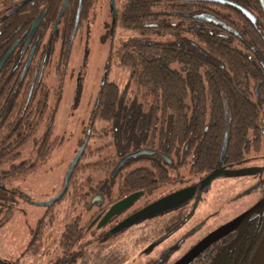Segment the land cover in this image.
<instances>
[{"label":"trees","instance_id":"trees-1","mask_svg":"<svg viewBox=\"0 0 264 264\" xmlns=\"http://www.w3.org/2000/svg\"><path fill=\"white\" fill-rule=\"evenodd\" d=\"M82 1L86 12L92 0ZM171 1L124 0L119 8L117 26L135 34L121 40L112 54L115 63L130 71L136 98L130 102L125 90L114 81L106 79L101 85L91 130H87V141L82 140L86 147L75 165L64 196L79 192L82 183L93 179L81 181L82 174L89 168L105 172L104 179L109 181V188L120 185L121 193L153 189L162 183L176 181L170 171L161 170L158 162H153L149 173L143 167L129 170L126 175L118 173L117 163L128 167L134 162L126 158L125 150L141 147L146 142L167 152L168 157L181 154L182 150L184 153L188 148L200 149V172H209L223 162L234 165L252 150H262L264 11L259 6L254 9L260 29L258 34L253 29L254 23L230 5L209 0ZM61 3V0H36L29 3V7L7 15L15 2L0 0V59L18 37L20 23L28 27L42 8L46 9V15L42 32L36 39V50L42 63H34L43 70L44 63L47 64L43 59L54 50L56 42L61 44V66L56 68V83L47 91L45 85L36 83L31 99L33 75L30 79L26 77L28 67L26 61L21 62L22 44L0 72V167L14 163L0 169V190L7 183L39 169L58 143V139L52 143L40 139L35 144V156L31 153V157L17 162L20 150L46 119L51 94L57 101L61 98L77 11L76 4L59 20ZM24 9H27L26 13H23ZM177 20L179 23L174 24ZM47 22L52 25L49 28L51 35L44 41L48 28L43 25ZM246 33L258 35L259 40L244 47L241 37ZM97 120L109 124L99 135L95 127ZM96 136L111 139L108 145H113L116 150L110 156L112 160L105 161L107 157L89 161L95 152L105 148L93 147L92 151L89 142ZM188 157H192V153ZM45 224L39 225L34 237V240H40L39 248ZM71 228V225L66 226L62 234L64 249L73 240L80 239V234ZM102 253L105 264H120L124 260L115 248Z\"/></svg>","mask_w":264,"mask_h":264},{"label":"rangeland","instance_id":"rangeland-1","mask_svg":"<svg viewBox=\"0 0 264 264\" xmlns=\"http://www.w3.org/2000/svg\"><path fill=\"white\" fill-rule=\"evenodd\" d=\"M110 12L109 0H96L91 9L89 21L76 30L67 68L64 71L65 79L61 98L57 101L55 95L51 94L47 117L35 135L20 150L21 156L17 162L31 157L30 154L34 153L35 144L40 139L46 143H52L58 139L51 157L36 171L7 183L6 187L0 190V260H5L6 264L15 261L22 254L43 222L46 224L43 229L39 255L26 256L24 264H58L55 261L62 255V248L59 246L62 234L66 231L67 223L72 221L76 214L72 212L69 203L86 189L83 187L85 182L80 183L79 192L67 194L55 205H37L34 202L48 201L62 190L69 165L79 151L82 140L88 138L87 130L92 126L93 109L104 81L107 79L119 84L120 88L125 90L130 102L136 98L134 93L136 86L131 79L130 71L115 63L116 59L112 54L121 40L135 33L121 26H117L112 32L114 28L111 27L112 14ZM47 32L44 41L49 38L50 31ZM60 55L61 44L56 42L54 50L47 55L52 63L50 62V65L48 62L45 63L44 68L45 74H48V86L56 83L55 72L60 65ZM108 126L106 121L97 120L95 122L97 135ZM109 141L111 139L108 137L96 136L91 139L89 143L92 145V151L93 147L103 146L105 148L95 152L89 161L107 157L105 161L112 160L110 156L114 155L116 150L113 145H108ZM13 164L6 163L0 169L9 168ZM238 167L255 168L257 172L241 176H218L211 182L210 187L205 190L199 189L198 193L201 194L202 199L198 200L199 204L197 202L198 209L193 218L182 226L178 235L193 229L196 224H199L198 222H204L203 230L200 232L203 234L209 229L208 227L224 223L258 200L264 189V146L259 153L252 152ZM182 172L187 174L186 169ZM105 176V172L89 168L82 174L81 181L92 177V180H86V184L93 183L94 185ZM164 187L159 188L151 196H159L161 191L166 190L167 187ZM113 191L116 195L118 187L115 186ZM197 204L195 201L193 207ZM82 211L79 209L77 213ZM82 213L81 223L86 229L82 247L84 250L87 249V252L97 245L104 247L114 244L115 247L110 249L127 250V261L123 264H145L141 253L148 251L152 252L153 259L160 257L163 247L155 246L153 242L146 244L139 239L142 228L149 226L146 222L143 221L119 231L112 236L113 240L102 244V239L99 238L102 233L101 229L96 226L89 229L92 212ZM94 258L95 256L91 255L88 262L90 263ZM80 261L75 264H80Z\"/></svg>","mask_w":264,"mask_h":264},{"label":"flooded vegetation","instance_id":"flooded-vegetation-1","mask_svg":"<svg viewBox=\"0 0 264 264\" xmlns=\"http://www.w3.org/2000/svg\"><path fill=\"white\" fill-rule=\"evenodd\" d=\"M23 1L25 0H14L15 4L13 5L12 10L8 11L6 14L7 15L12 14L21 8L29 7V3L36 2V0H27V2H25L22 6H20L16 11L12 12ZM61 1H62L61 3V7H62L65 0H61ZM95 1L96 0H92L89 9L85 12V8L83 6L84 1L69 0L62 15H60L59 12L58 19L60 20L62 18L66 10L70 9L71 11V9H74V7L77 4V11L74 19L75 20L74 34H75L76 30L79 27H81L84 23L89 21L90 12ZM123 1L124 0H116L117 13L120 8L119 5ZM230 1L237 3L238 5L246 8L252 13L254 19L247 16V14H245L236 5L230 3H222V4L230 5L231 7L240 10L245 15V17H247L248 19H250L252 23H254L255 26L253 27V29L254 31H256V33L259 34L260 29L258 24V18L254 13V9H256L257 6H259L264 11L263 1L262 0H230ZM171 2H173V0ZM61 7H60V11H61ZM109 8L111 9L110 13L112 14L111 27L114 28L112 29L113 32L117 27V22H116L117 13L116 16L113 15V10L111 8V0H109ZM26 12L27 9H24L23 13ZM41 12H44V15L40 22V25L38 26L36 32L33 34L29 44L26 46L25 44L27 43L31 26L34 20ZM40 13L36 16V18L31 22V24L28 27H25V24L23 22L20 23L17 29L18 37L13 41V43L15 41H18L16 48L20 44H22L21 62L26 61V67H28L26 71V77L30 79V75H33V81H32L31 91L29 94V99H31L32 91L34 90V86H36V83L45 85V89H44L45 91L49 90V88L52 86V85L49 86L47 85L48 74H45L44 71L45 63L43 70L40 69V67L38 66L39 63L40 64L42 63V61L41 60L39 61L40 57L36 50L38 41H36V39L39 37L40 32H42L41 25L46 15V9L42 8ZM69 13L70 12L68 11V15ZM72 16L73 13H71V17ZM26 17L28 18V15H26ZM212 18L215 19V17ZM59 20L56 21L55 24H57ZM177 23H179L178 20L174 24ZM43 26H46L48 28L47 30L50 31L49 28H51L52 25L51 22H47L46 25ZM1 32L2 31L0 29V34ZM47 33L48 32L45 31L44 36H46ZM241 38L244 47L247 46L249 43H254L259 40L258 35L251 36V34H247V33L244 34ZM43 44H45V42ZM46 60L47 62L49 61V65L50 62L52 63V60L48 58L47 55L46 58L43 59V62L44 61L46 62ZM35 61H38L37 62L38 65L34 63ZM35 65L36 68L34 69ZM59 66H61V64ZM90 130L91 128L88 129V132H90ZM147 143L148 142H146L145 145L138 148L135 147L125 150L127 152L126 158L134 162L128 167L123 166L122 163H117L115 165V169L118 170V173L126 175L127 171L129 170L132 171L140 167L145 168L146 170H148L147 172L149 173L151 172L153 162H158L161 170L170 171V175L173 178L175 177L177 178L176 181L173 180L168 183H162L157 187H154L153 189H139L132 191L130 193L129 192L121 193L120 188H118V193H116V195L114 194L113 188H109V181L106 179H101L97 181V183H95L94 185L93 183L89 185L84 183L83 187L86 188L87 190L85 189L84 191H82L79 197L72 199L69 203L72 212L73 213L76 212V214H74L73 220L67 223V225L72 226L73 229L71 228V230H74L77 234H80V239L78 241L73 240L70 244L67 245L68 247L67 249H64L63 246L60 244L59 246L62 248L61 249L62 255L60 257H57L55 262H57L58 264H75L77 261L81 260L80 264H105V260H104L105 255H103L102 252L109 250L111 247H115L114 244L109 246L106 245L104 247L97 245L94 249H91L89 252H87V249L86 250L83 249L82 240L85 236L86 229L84 228V225L81 223L83 216L82 212H86V213L92 212V214L90 215L89 229H91L94 226H96L98 229H101L102 233H100L101 235H99V238L102 239L101 242L102 244H104L109 240H113L111 238L112 236H115L117 232L126 230L133 225L139 224L140 222L143 221L146 222L147 225L149 226L142 228V231L140 232L139 235L141 237L139 239H142L143 242H146V244L153 242L155 246L163 247V249L161 250L160 257L157 259L152 258V252L148 251L147 253H141V257L144 259L145 264H174L187 252H189L198 242H200L203 238H205L208 234H210L220 226L233 220L234 218L238 217L239 215L243 214L244 212L255 206L261 199L264 198V189H263L261 196L254 204L248 206L247 209L239 212L237 215L231 217L224 223H221L217 226L208 227L209 229L206 228L208 230L202 234L200 232L201 230H203L202 224L204 222L202 223L198 222L199 224L198 225L196 224L193 227V229L187 230L184 234L178 235V233L182 230L181 229L182 226L185 225L191 218H193V216L196 213V209H198V204H199L198 200L202 199L201 194L198 193V190L199 189L205 190L206 188L210 187L211 182L216 178L215 177L214 179L209 180L208 179L209 175L215 170L243 169L242 167H238V165L245 162L247 160V157L252 152H256V153L259 152L252 150L251 153H249L245 158L241 159L238 163L234 165L228 163L226 164L223 162L221 165L218 164L219 166L217 168H214L209 172L206 171L200 172L199 171L200 149L188 148L184 153L182 150L180 151L181 154H177L174 157H168L167 152H164L155 146L147 145ZM189 153L190 154L192 153V157H188ZM184 169L187 170V174H184L182 172V170ZM248 169H252V173L257 172V169L255 168H248ZM220 176H224V175H220ZM236 176H241V175H236ZM169 185L171 187H168ZM164 186L167 188L163 192L161 191L160 192L161 194L159 196L156 197L151 196L159 188H162ZM118 187H120V185H118ZM135 193H139V195L131 205H129L124 210L115 213L102 226L98 225L101 219L109 211L112 205ZM174 193H179L181 195L180 196L181 200L176 205L168 209L162 210L160 212L145 216L136 221L133 222L130 221V219L134 215L141 212L142 210H144L154 202ZM197 197L199 198L197 199ZM59 201H57L56 203H58ZM195 201L196 204L197 202L198 204L193 207V203L195 204ZM56 203L52 205H55ZM79 209H82L83 211L77 213V210ZM263 235H264V211L258 214L257 216L253 217L252 219L248 220L247 222L243 223L242 225L238 226L237 228L231 230L230 232H228L218 240H216L198 257H196L190 264H255L256 252L263 238ZM35 236H36V232L34 233L32 240L26 245L22 254L15 261L10 262V264H24L25 263L24 260H26L25 259L26 256L39 255L40 250L38 244L40 243V240H34ZM193 238H195L194 241H190L191 239L193 240ZM187 239L189 240L187 241ZM189 241L190 243L187 244ZM118 251H120V253L124 257V260L120 263L123 264L124 262L127 261V250L118 249ZM91 255L92 257L95 256V258L93 261L89 263L88 259L91 258ZM62 256L66 258H63ZM4 262L6 261L0 260V264H6Z\"/></svg>","mask_w":264,"mask_h":264},{"label":"water","instance_id":"water-1","mask_svg":"<svg viewBox=\"0 0 264 264\" xmlns=\"http://www.w3.org/2000/svg\"><path fill=\"white\" fill-rule=\"evenodd\" d=\"M68 1L69 0H65V2L63 3V5L61 7L60 15H62L63 11L65 10ZM209 1L234 4L239 9H241L245 14H247V16L254 19L252 13L249 10L238 5L237 3L233 2V1H230V0H209ZM262 1H263V6H264V0H262ZM25 2H27V0L20 3V5L15 10H13L12 12L16 11ZM111 8L113 10V15L116 16V13H117L116 0H111ZM43 15H44V12H41L37 16V18L34 20L32 26H31V29H30V34H29L27 43L25 44L26 46L29 44L33 34L36 32L38 26L40 25V22L43 18ZM17 44H18V41H15L11 45L9 50L6 52V54L0 60V71L2 70L7 59L10 57L12 52L15 50ZM85 147H86V143H84L80 147L79 151L77 152L74 159L70 163L67 174H66V178H65V184H64L62 190L52 199L45 201V202H34L35 204H37V205H52V204L56 203L57 201H59L65 195V193L68 189L70 179L72 177L75 165L80 160ZM249 173H252V169H248V168L244 169L243 168V169L215 170L214 172H212L209 175L208 179L212 180L215 177L220 176V175H245V174H249ZM138 195H139V193H135V194H132V195L116 202L114 205L111 206L109 211L104 215V217L101 219V221L99 222L98 225L102 226L115 213H118V212L124 210L125 208H127L129 205H131L134 202V200L138 197ZM180 196L181 195L179 193H174V194L168 195V196L154 202L153 204H151L150 206H148L147 208H145L141 212L134 215L130 219V221L133 222V221L141 219L145 216H148V215L160 212L162 210L168 209V208L176 205L178 202H180V200H181ZM263 211H264V198L261 199L255 206H253L252 208H250L249 210H247L243 214L239 215L238 217L234 218L233 220H231L228 223L220 226L219 228H217L216 230H214L213 232L208 234L205 238H203L200 242H198L189 252H187L183 257H181L174 264H190L196 257H198L203 251H205L216 240H218L219 238H221L222 236H224L225 234H227L231 230L242 225L243 223L247 222L248 220L252 219L253 217L257 216L258 214L262 213ZM255 264H264V235H263V238H262V240L258 246L257 252H256Z\"/></svg>","mask_w":264,"mask_h":264}]
</instances>
